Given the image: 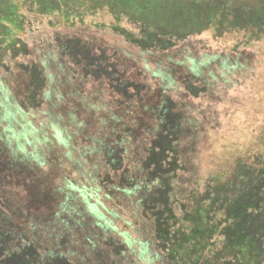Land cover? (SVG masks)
I'll return each mask as SVG.
<instances>
[{
    "label": "rangeland",
    "instance_id": "1",
    "mask_svg": "<svg viewBox=\"0 0 264 264\" xmlns=\"http://www.w3.org/2000/svg\"><path fill=\"white\" fill-rule=\"evenodd\" d=\"M17 1L24 19L18 38L27 53H7L0 65V150L7 160L26 161L27 180H32L14 183L8 165H0L17 232L29 236L34 231L37 244L72 264H170L141 212L143 191L135 190L141 182L122 187L120 178L146 176L138 163L145 134L153 131L146 107H154L165 91L178 106L191 108V125L202 120L208 125L202 133L194 130L189 147L190 167L202 178L223 161L230 164L235 153L259 148L254 140L264 136V39L255 42L244 26L228 28L251 23L264 11V0H159L142 9L150 12L144 20L133 12H116L117 3L127 1L131 7L134 0H45L46 8L57 6L60 13L38 11L32 0ZM185 8L193 18L177 16ZM212 9L217 11L212 27L195 34L180 32L181 26L194 25ZM230 14L237 19L227 22ZM112 26L126 29L135 39L146 37L145 27L155 28L162 44L159 50L141 49ZM69 41L88 47L92 56L109 57L119 82L124 71V78L143 87L123 102L118 117L114 111L119 100L110 98L116 81L97 79L74 65L76 58L61 50ZM31 65L45 78V104L28 110L21 101L28 88L25 69ZM184 83L204 92L196 98L183 95ZM129 109L141 111L137 120L125 119ZM45 110L51 117L43 115ZM100 131L112 132L115 139L133 137L131 146L138 152L127 153L125 170L110 169L103 154L92 150ZM108 189L112 194L106 198ZM95 202L97 212L91 206Z\"/></svg>",
    "mask_w": 264,
    "mask_h": 264
},
{
    "label": "trees",
    "instance_id": "2",
    "mask_svg": "<svg viewBox=\"0 0 264 264\" xmlns=\"http://www.w3.org/2000/svg\"><path fill=\"white\" fill-rule=\"evenodd\" d=\"M158 3L159 0H134L130 7L127 1L119 2L115 5V10L119 16L133 12L131 15L144 20L150 12L142 9H150V4ZM44 5L45 0H32V6L38 11L62 12L57 6L46 8ZM185 10L186 12L177 16L193 18L191 10ZM126 12L128 13L125 14ZM216 12V9H212L207 16L197 17L199 20L194 25L183 24L180 32L195 34L209 29ZM234 17L235 14L228 15L227 22L237 19ZM253 19L251 23L246 22L240 26L236 23L235 27H229L228 30L244 26L243 32L249 33L255 42H261L264 39V11L259 16H253ZM23 20L17 0H0V65H3L1 61L7 53L12 57L27 53L26 45L18 38L24 28ZM112 29L129 44L141 49L159 50V44H162L155 28L145 27L146 37L143 39L133 38L131 33L118 26H112ZM74 42L69 41L66 46L61 47L62 53L76 58L74 65L81 66L85 74L90 73L97 79L101 77L116 81L111 85L113 97L110 98L119 100L115 103L118 108L114 111L118 117L123 102L141 93L140 88L143 87L124 78V71L121 73L123 81L119 82L113 77L116 70L113 61H108L109 57L92 56L88 47ZM105 61L107 63L101 65ZM25 70L29 76L28 88L21 105L28 110L39 109L45 104V78L36 65L27 66ZM182 92L183 95L196 98L204 92V88L184 83ZM48 100L47 98L46 101ZM125 106L129 107L128 104ZM153 106L146 107L153 116V131L145 132L142 155L138 161L146 176L141 180H136L133 176L122 177L120 186L132 187L136 181L141 182L135 188L143 191L139 202L141 212L151 223L156 246L164 258L170 264H264V136L259 135L254 140V144L259 146L255 152H237L230 164L223 161L216 172L202 178L190 167L188 156L194 130L198 129L200 133L209 130L206 121L197 122L196 126L191 125V108L178 106L177 101L167 95L166 91L162 99ZM21 109L20 106L18 111L22 112ZM140 112L138 110L135 113L129 109L125 111V119L137 120ZM43 115L50 116V112L45 110ZM117 120L115 123H118ZM100 134L93 138L92 150L103 154L104 164L110 169L125 170L127 153L137 155L138 152L131 146L133 137L126 141L119 136L115 139L112 132L105 134L100 131ZM57 137L62 140L61 133H57ZM3 153L0 150V165H8L6 170H9L8 174L15 180L14 183L32 181L27 180L31 178L25 173L26 161L17 158L7 160ZM5 174L4 172L3 177L0 176V264H72L62 254L51 253L37 244L34 231L29 236L24 231L17 232L8 197L5 195L8 186L5 184ZM184 175L187 176L186 179H183ZM106 179L111 182L108 176ZM184 183L185 186L182 185ZM111 190L108 189L106 198L112 194ZM95 205L96 202L91 206L97 212ZM98 218L104 219L101 215Z\"/></svg>",
    "mask_w": 264,
    "mask_h": 264
}]
</instances>
